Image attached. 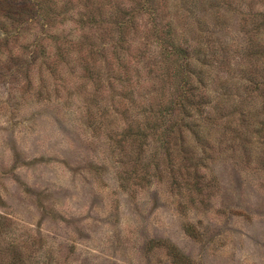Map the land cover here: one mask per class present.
I'll use <instances>...</instances> for the list:
<instances>
[{"label":"rangeland","instance_id":"rangeland-1","mask_svg":"<svg viewBox=\"0 0 264 264\" xmlns=\"http://www.w3.org/2000/svg\"><path fill=\"white\" fill-rule=\"evenodd\" d=\"M118 1L133 10L127 35L136 59L128 60L141 61L146 79L126 99L131 115L143 109L145 86L161 85L147 72L170 65L154 28L169 23L180 43L191 37L214 50L202 68L212 109L202 128L208 158L197 148L189 159L186 144L172 140L170 165L160 140L127 138L124 152L105 136L125 125L112 110L120 85L106 61L118 33L108 11ZM138 1L72 0L44 27L41 45L40 19L0 3V264L11 263V241L23 264H264V97L246 72L260 76L248 37L264 44L262 26L251 28L264 0H154L156 17ZM90 11L107 13L101 27L79 22ZM53 33L96 49L90 72L89 58L75 51L62 60L43 55L55 52ZM103 109L110 111L100 126ZM137 158L146 170L135 168Z\"/></svg>","mask_w":264,"mask_h":264},{"label":"trees","instance_id":"trees-1","mask_svg":"<svg viewBox=\"0 0 264 264\" xmlns=\"http://www.w3.org/2000/svg\"><path fill=\"white\" fill-rule=\"evenodd\" d=\"M154 2V0H142V3L138 1L137 6H144L145 9H148L156 17V8L153 7ZM0 3L3 6L2 8L8 7L10 10L13 9L11 13L16 14L18 17L23 16L24 12L26 16L28 15L26 12L30 11V14L33 13L34 17H38L41 20L37 22L41 26L43 36L39 41L41 45V40L47 38L49 32L45 31L46 29L44 27H49L50 24L53 27V17L67 12L66 9L72 3V0H19L18 5L10 3L9 0H3ZM120 4L121 2L118 1L114 7L109 6L108 17H110V22L114 25L111 30L114 31L117 29L118 33L113 50L110 52L111 56L106 58V61L110 67L109 69H114L117 73L113 77L120 85L119 98L116 99L118 100L119 106L112 107V104L114 106L115 100L113 98L110 107L117 112L119 117L121 116L124 119L125 125L121 133H113L110 132L111 130H108L105 131V136H107V139L110 138V141L114 142L120 151L124 152L127 150L125 144V139L127 138L133 139L137 143L149 142L151 139H156L162 141L164 145H167L165 151L168 156L173 153L169 147L171 141L177 140L182 146L184 143L186 144L185 148L182 149L184 153L188 154L189 159H191L192 154L197 152V148L201 149L204 158H208L210 144L206 137L209 131L205 127L207 130L203 132L202 128H204L205 121L212 118L209 114L210 112L212 113V109L210 108L209 110L207 108L210 104V99L205 91L202 68L205 64L206 53L214 50L211 48V45H206L208 49L205 50L200 40L195 39L191 41V37L185 39L183 43H180L178 41L180 38L176 34L173 35L172 27L169 23H167L168 25L165 27V30L162 28L159 29L161 32L158 29L156 31V28H154V42L157 43L158 49L163 52V55L167 56L170 65L165 64L161 66L156 64L155 69L147 72L148 80H158L161 85L159 88H155L154 83L156 82H153L145 86L142 91L143 93H140L143 99L138 103L143 106V109L137 111L138 113L135 112L136 116H133L131 115V107L134 101L127 102L126 99L136 92V84L146 79L140 73L141 61L135 60V63L132 65V62L128 60L129 58L136 59L129 52V41L132 39H129L130 34L127 35L130 21L129 16L133 17L134 14L132 9L125 8L122 6L123 4ZM86 6L88 5L86 4ZM60 8L61 10H59ZM257 13L260 12L257 11ZM94 14H91V11L87 15L80 13L78 20L80 23L86 22L90 24L91 27H101L104 20H106L107 13L100 14L97 12ZM125 14H127L126 17ZM261 14L263 16L261 23L259 22L251 26L254 31L260 29L261 26L264 29V12ZM27 17L28 19L25 18V20L29 22V16ZM199 20L198 18V22ZM251 34L253 32H250L248 37V48L251 50V55H257L259 59H262V68L259 77L255 76L251 69H248L246 71L248 73L247 81L250 82L249 86L252 85L253 89L256 92H261L264 97V44L261 43V46L257 45L256 47L255 44L251 43ZM49 37L56 42L55 52L51 56L41 52L44 56L62 60L70 54V50L75 51L77 55L79 54L78 57L80 59L89 58V61L85 60L87 62L85 63V68L87 71H91L89 63L90 65L95 63L94 56L97 54L96 49L86 42L87 45H85L81 39H77L76 41L70 40L63 34L53 33ZM207 37L208 41H211V39L209 40V35ZM54 58L51 59L53 61L52 63L60 61H56ZM252 67L255 68V65L253 64ZM132 71L135 73V76ZM138 86V88H141V85L138 84ZM150 87H153L151 92L149 91ZM135 104L137 105V103ZM109 111L110 109H103L101 122L100 120L98 121L100 122V126L105 116L109 114ZM245 113L246 111L244 109L239 110L240 117H243ZM138 115H143V118H140ZM198 121L200 122L198 123ZM105 127L108 128L107 125ZM190 134L197 143L193 147V150L186 149L187 145L193 142L189 138ZM169 162L170 165H174L175 163L170 157ZM152 165L156 166V162ZM147 166L149 164L143 165L139 158H137L135 168L141 167V169L146 170ZM198 167L199 164L193 165L195 170H198ZM15 244L17 243L11 241L8 245L12 253L10 264H23L24 260L22 256L13 249L16 246Z\"/></svg>","mask_w":264,"mask_h":264}]
</instances>
